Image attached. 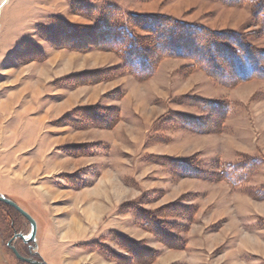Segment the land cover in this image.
<instances>
[{"label":"rangeland","instance_id":"374dc122","mask_svg":"<svg viewBox=\"0 0 264 264\" xmlns=\"http://www.w3.org/2000/svg\"><path fill=\"white\" fill-rule=\"evenodd\" d=\"M0 193L47 264H264V0H0Z\"/></svg>","mask_w":264,"mask_h":264},{"label":"trees","instance_id":"16d2710c","mask_svg":"<svg viewBox=\"0 0 264 264\" xmlns=\"http://www.w3.org/2000/svg\"><path fill=\"white\" fill-rule=\"evenodd\" d=\"M125 28L127 29V27H125ZM130 35L132 36V33H130ZM132 37H134V39L136 40V37L134 35ZM233 62H234V68H233L234 73L239 77V79H246V78L255 76L256 74H258V71L263 70L261 68L260 64L256 62V60L253 61L250 58V56H247L246 54H245V56H243V58L239 57V56L235 57L233 59ZM135 63L140 64V66L142 68V70H140L139 72H145L143 69H144V66H146L145 65L146 59H143L139 56H136V59L134 60V64ZM0 204L6 208V211L9 213V218L11 219L9 225L5 226L4 229H2L1 233H0V235H2L1 237L4 241H5V239L8 240L7 246L10 247L9 241L15 236L16 233H20V234L25 235V233L20 232V229H18L17 222H16L17 219L15 220L16 217L14 216V214L17 215V218H23L28 223H29V221L13 206H11L7 203H4L2 201H0ZM4 235H6V237ZM19 239H21L24 243L28 244V253H27L28 257H31V258L36 259V260H41L45 264H47V262L40 256V254L38 252L39 246L37 243V237H36L35 241H31V242H26L22 237H17L13 240V244L15 246H16L17 240H19ZM10 249H11V247H10ZM19 262H20V264H33V263L25 262V261L20 260V259H19Z\"/></svg>","mask_w":264,"mask_h":264},{"label":"water","instance_id":"95a60500","mask_svg":"<svg viewBox=\"0 0 264 264\" xmlns=\"http://www.w3.org/2000/svg\"><path fill=\"white\" fill-rule=\"evenodd\" d=\"M0 201L7 203V204L13 206L14 208H16L29 221L30 226H31V230H30V233L28 235L16 233L15 236L9 241V246L11 247L13 252L15 253L16 257L19 258L20 260H23V261L29 262V263H33V264H45L41 260H36V259H33L31 257H28L26 255L21 254L19 252V250L17 249V247L13 244V240L17 237H22L26 242H31V241L36 240L37 232H38V223H37L36 219L27 210H25L22 206H20L16 201L5 196L2 193H0Z\"/></svg>","mask_w":264,"mask_h":264}]
</instances>
